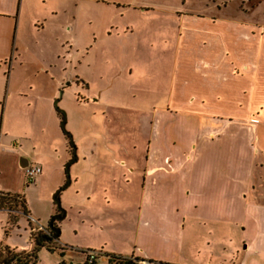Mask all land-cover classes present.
I'll return each instance as SVG.
<instances>
[{"label":"crops","instance_id":"obj_1","mask_svg":"<svg viewBox=\"0 0 264 264\" xmlns=\"http://www.w3.org/2000/svg\"><path fill=\"white\" fill-rule=\"evenodd\" d=\"M148 1L0 0V89L4 87L0 95V160L7 154L9 166L22 180L24 169L31 164L23 149L25 139L18 140L11 131L19 117L18 95L10 80L19 52L17 43H24L21 33L30 25L40 27L39 31L60 28L71 32L75 46L81 43L84 26L96 31L104 27L108 37L115 21L123 22L122 33L116 35L123 42L136 37L141 47L138 72H142L151 51L169 47L166 39L156 41V7ZM262 3L238 16L226 15L217 6L208 13L191 7L170 11L176 40L165 102L148 103L156 101L161 91L145 82L144 73H140L135 91L128 89L126 96L105 104L109 109L128 110L136 107L131 102L137 100L136 108H140L139 116L144 117L149 133L142 155H137L135 143L127 146L136 159L132 158L129 167L123 164L121 172H111L115 176L110 185L97 184L105 201L110 189L128 192L132 186H137L139 200L132 242L120 249L105 243L96 246L102 255L96 264H106L104 255L153 264H264ZM150 26L151 33L147 31ZM13 29L16 35L11 49ZM92 36L95 40V33ZM53 37L57 40L56 34ZM51 68L50 63L47 74ZM75 82L85 86L77 77ZM150 82L155 84L156 79ZM56 85L65 88L64 83ZM95 154L84 152L74 163L87 164ZM66 181L65 174L61 183ZM92 181L77 170L69 186H74L76 197H90L96 188ZM0 192L19 194L2 183ZM0 214L7 212L1 210ZM33 218L28 211L29 231L18 218L0 238V248L29 252L33 247L30 235L37 229ZM22 226L27 235L20 232L17 237L22 239L14 243L11 236ZM84 260L81 253L76 264Z\"/></svg>","mask_w":264,"mask_h":264},{"label":"rangeland","instance_id":"obj_2","mask_svg":"<svg viewBox=\"0 0 264 264\" xmlns=\"http://www.w3.org/2000/svg\"><path fill=\"white\" fill-rule=\"evenodd\" d=\"M182 1H148L156 7V41L166 39L169 47L160 46L156 48V52L151 51L146 56L147 60L145 58L146 65L142 72H138V51L141 47L137 44L136 37L123 42L120 40L121 36L116 35L122 33L123 22L115 21L108 37L104 27L96 31L93 30L94 27L84 26L81 43L75 46L71 32L60 28H56V31L55 28L39 31L40 27L30 25L21 33L24 43H17L19 52L16 54L17 62L10 79L11 89L18 95L15 100L19 120L11 131L18 140L25 139V154L30 164L38 166L41 173L33 184L26 185L25 180L9 166V156L4 154L0 160V183L24 198L27 210L35 217L33 227L46 228L50 219L55 216L49 214L51 210H57L53 195L65 184L61 183L65 176L64 167L72 158L71 149L61 129L58 111L65 116V131L72 137L76 157L84 152H96L92 159L86 161L87 164H72L68 174L71 180L77 170H81L86 180L93 178L96 188L90 193V197H76L72 185L59 194L60 209L65 215L57 224L60 231L57 246L65 249L66 255L61 256L59 249L49 252L42 248L38 253V264H76L81 253H96L99 251L96 246L100 244L120 249L132 242L138 215L137 186H132L128 192L118 191V188L110 189L109 200L105 201L102 188L97 184L110 185V179L115 176H111V172H121L123 164L129 167L133 162L134 156H130L131 151H128L127 146L131 148L132 143H135L139 156L146 151L149 128L144 117L139 116L142 112L138 110L140 108H136L139 104L137 100L131 102L132 107H136L128 110L109 109L105 104L118 100L123 94L126 96L128 89L135 91L140 73H144L145 82L161 91L156 95V101L148 103L153 105L156 102V105H161L165 102L176 40L174 17L169 12L191 7L208 13L217 6L226 15L238 16L257 5L261 7L264 2L184 0L185 4H182ZM147 28L151 33L152 26ZM94 33L95 40L92 36ZM48 34H56L57 40ZM15 35L16 31L13 29L11 49L14 48ZM143 50L146 48H142ZM50 63L52 68L47 74L45 70ZM76 77L87 87L83 83H76ZM7 79L5 78V83ZM154 79L155 84L150 82ZM58 82L64 83L65 88H58ZM3 94L4 87H1L0 95ZM93 100L98 102L93 103ZM3 211L7 215L0 214V238H4L6 229L12 225V218H19L21 224H26L28 231L30 230V222L21 214L20 207L14 208L11 213L7 209ZM23 229V226L20 230L16 229L10 240L18 243L22 239L17 237L20 232L24 234L23 237L27 235ZM27 241L29 242L28 238Z\"/></svg>","mask_w":264,"mask_h":264},{"label":"trees","instance_id":"obj_3","mask_svg":"<svg viewBox=\"0 0 264 264\" xmlns=\"http://www.w3.org/2000/svg\"><path fill=\"white\" fill-rule=\"evenodd\" d=\"M61 119V129L63 134L68 142L69 148L71 149V154L73 153V148L71 146V135L63 129L62 124L65 122V116L63 113H59ZM20 207L22 209V215L27 217L28 211L26 208L25 200L22 196L17 194H9L0 192V210L7 209L9 213L14 211V208ZM64 213L63 210L57 209L55 215H61ZM18 218H12L10 220L11 224L14 225ZM59 222V221H58ZM58 222L53 223V227L58 229ZM44 231H34L30 235V239L32 241L33 247L29 252H16L8 247L2 248L0 251V264H38L39 258L38 253L42 248H45L49 252H54L59 249L61 256H63V251L65 249L57 246V241L59 235L56 236V232H53L47 225L46 228H43ZM8 234V231L5 232V235ZM87 254V252H83V255ZM100 258V257H98ZM106 259V264H136L137 258L135 260H131L129 258H124L121 256L115 255H104ZM63 264V263H61Z\"/></svg>","mask_w":264,"mask_h":264},{"label":"built area","instance_id":"obj_4","mask_svg":"<svg viewBox=\"0 0 264 264\" xmlns=\"http://www.w3.org/2000/svg\"><path fill=\"white\" fill-rule=\"evenodd\" d=\"M41 170L38 166H28L24 169V180L26 185L33 184L36 178L40 175ZM36 231H44L42 227H37ZM85 260L83 264H96V260L98 257H102L101 253L94 252V253H87L84 255ZM129 259L135 260L134 257H130ZM136 264H153L148 261L144 260H137Z\"/></svg>","mask_w":264,"mask_h":264},{"label":"water","instance_id":"obj_5","mask_svg":"<svg viewBox=\"0 0 264 264\" xmlns=\"http://www.w3.org/2000/svg\"><path fill=\"white\" fill-rule=\"evenodd\" d=\"M58 101H59V100H58ZM58 101H57V102H58ZM65 125H66V122H63V124H62L63 129H65ZM71 146H72V148H73V156H72L71 160H70V161L65 165V167H64L65 174H66V177H67V181H66V183H65V184H64V185H63L58 191H56V192L54 193V195H53V202H54V204L56 205V207H57L58 210L60 209L59 194H60V192L64 191L67 187H69V185H70V180H69V178H68V174H69V171H70V167H71V165L74 164V162L76 161V154H75L76 149H75V146H74L72 140H71ZM64 215H65V213H62L61 215H59V214H58V215H55V216H53V217L50 219V221H49V223H48V227H49L53 232H56V236L59 235L60 231H59V229H55V228L53 227V223H54V222L61 221V220L64 218Z\"/></svg>","mask_w":264,"mask_h":264},{"label":"flooded vegetation","instance_id":"obj_6","mask_svg":"<svg viewBox=\"0 0 264 264\" xmlns=\"http://www.w3.org/2000/svg\"><path fill=\"white\" fill-rule=\"evenodd\" d=\"M72 155H73V153H72Z\"/></svg>","mask_w":264,"mask_h":264}]
</instances>
